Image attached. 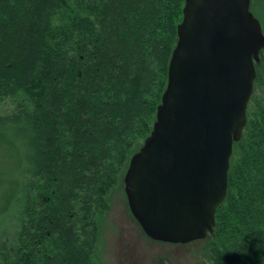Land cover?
<instances>
[{
    "label": "trees",
    "instance_id": "trees-1",
    "mask_svg": "<svg viewBox=\"0 0 264 264\" xmlns=\"http://www.w3.org/2000/svg\"><path fill=\"white\" fill-rule=\"evenodd\" d=\"M185 0H0V264H100L108 196L151 134ZM264 33V0L251 5ZM210 264H264V49ZM259 91V92H258Z\"/></svg>",
    "mask_w": 264,
    "mask_h": 264
},
{
    "label": "water",
    "instance_id": "water-1",
    "mask_svg": "<svg viewBox=\"0 0 264 264\" xmlns=\"http://www.w3.org/2000/svg\"><path fill=\"white\" fill-rule=\"evenodd\" d=\"M177 35L153 130L132 155L124 184L149 239L188 245L215 231L264 33L251 0H185Z\"/></svg>",
    "mask_w": 264,
    "mask_h": 264
},
{
    "label": "rangeland",
    "instance_id": "rangeland-1",
    "mask_svg": "<svg viewBox=\"0 0 264 264\" xmlns=\"http://www.w3.org/2000/svg\"><path fill=\"white\" fill-rule=\"evenodd\" d=\"M260 1L251 0V5ZM124 177V174L120 176L108 196L109 210L101 231L100 264H210L204 251L205 240L171 245L152 241L145 235L129 210ZM9 195L0 189V208L6 206ZM15 217L14 203H10L1 217L0 249L14 237Z\"/></svg>",
    "mask_w": 264,
    "mask_h": 264
}]
</instances>
